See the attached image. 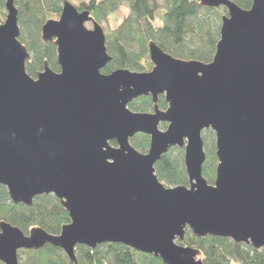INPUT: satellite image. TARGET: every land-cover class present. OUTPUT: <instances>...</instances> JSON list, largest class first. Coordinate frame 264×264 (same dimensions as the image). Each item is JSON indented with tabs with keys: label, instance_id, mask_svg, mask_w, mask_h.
<instances>
[{
	"label": "water",
	"instance_id": "water-1",
	"mask_svg": "<svg viewBox=\"0 0 264 264\" xmlns=\"http://www.w3.org/2000/svg\"><path fill=\"white\" fill-rule=\"evenodd\" d=\"M225 7L213 60L176 58L149 42L150 71L102 70L113 57L104 27L90 10L64 0L42 38L56 45L60 71L45 62L33 77L20 40L19 9L6 0L0 24V185L15 204L54 194L71 221L58 235L41 227L26 234L0 222V261L20 264V250L47 244L77 263V246L122 243L166 264H204L200 250L179 243L228 237L264 247V0L249 9ZM92 22L88 29L86 23ZM164 95L167 109L159 107ZM151 96V112L129 104ZM168 124L162 129L161 124ZM215 134L214 183L203 175V133ZM150 137L148 152L131 139ZM111 141L117 143L116 146ZM172 147L184 149L189 185L167 187L155 165Z\"/></svg>",
	"mask_w": 264,
	"mask_h": 264
},
{
	"label": "trees",
	"instance_id": "trees-1",
	"mask_svg": "<svg viewBox=\"0 0 264 264\" xmlns=\"http://www.w3.org/2000/svg\"><path fill=\"white\" fill-rule=\"evenodd\" d=\"M244 9L252 6L253 0H232ZM19 9L20 40L26 45L31 57L27 60V72L33 77L44 70L45 62L55 71L59 70L56 45L44 41L42 29L54 14L61 15L64 0H15ZM89 0L78 9L90 10L101 24L113 14L128 7V15L119 20L115 28L106 31L107 49L112 61L102 70L110 74L117 69L144 72L152 68L149 42L156 43L170 55L184 60H199L208 63L213 60L220 37L221 15L219 9L201 5L200 0ZM6 0H0V17L6 15ZM216 17L219 23H216ZM159 20V25L155 22ZM2 20L0 19V24ZM159 107L167 108L164 96L159 98ZM135 112L153 110L151 96H142L129 104ZM166 127V124H162ZM163 129V128H162ZM214 133H203L206 162L203 175L214 183L218 165ZM132 145L147 152L150 137L137 134L131 139ZM111 144L116 146L115 141ZM159 179L168 186L189 185L184 163V149L172 147L155 165ZM6 221L19 227L25 233L34 227H41L50 234L58 235L62 226L71 221L68 211L54 194L38 195L33 205L15 204L8 189L0 185V222ZM179 243L200 250L204 264H264V247L256 249L251 244L236 243L228 237H197L187 230ZM77 263L70 261L59 247L47 244L39 250H20V264H166L160 257L146 254L122 243H105L95 249L86 245L77 246ZM22 255L26 257L23 258ZM0 264H3L0 261Z\"/></svg>",
	"mask_w": 264,
	"mask_h": 264
},
{
	"label": "rangeland",
	"instance_id": "rangeland-1",
	"mask_svg": "<svg viewBox=\"0 0 264 264\" xmlns=\"http://www.w3.org/2000/svg\"><path fill=\"white\" fill-rule=\"evenodd\" d=\"M70 3H72L73 5H75L76 7H80L81 6V4L82 3H89V0H68ZM159 3H160V5H161V7H162V9L160 10V12H158L157 13V17L159 16V13H161L162 12V10H164V2H163V0H159ZM220 10V12H222V17L224 16V15H227V12H225L224 10H221V9H219ZM6 13H7V11H6ZM127 16L128 15V7H127V5H124V7L121 9V11H119V12H117V13H115V14H113L112 16H110L109 17V19H108V21L106 20L104 23H101V25L104 27V29H105V32L106 31H108V29L110 30V29H113V28H115V25H117V24H119V20H120V18L121 17H123V16ZM221 17V18H222ZM60 18V16L59 15H57V14H54L53 16H52V18L51 19H59ZM0 19L2 20L1 22L3 23L4 21H5V19H6V15L5 16H1L0 17ZM159 20H160V18L155 22V24H156V26H158L159 25ZM221 22H222V19H221ZM216 23H219V20H218V18L216 17ZM86 27L88 28V29H92L93 28V24H92V22H88V23H86ZM150 71V70H149ZM152 110H149V111H147V112H151ZM163 124V123H162ZM161 124V128H163V129H166L167 128V126H168V124H166L165 126L166 127H164L163 125ZM213 138H214V142L216 141V139H215V134H214V136H213ZM142 152V151H141ZM147 152H148V149H147ZM144 153V152H143ZM146 153V152H145ZM166 185V184H165ZM167 187H172V186H168V185H166ZM22 257L23 258H25L26 256L25 255H22Z\"/></svg>",
	"mask_w": 264,
	"mask_h": 264
},
{
	"label": "flooded vegetation",
	"instance_id": "flooded-vegetation-1",
	"mask_svg": "<svg viewBox=\"0 0 264 264\" xmlns=\"http://www.w3.org/2000/svg\"><path fill=\"white\" fill-rule=\"evenodd\" d=\"M83 11V10H82ZM226 12H227V10H226ZM92 13V12H91ZM227 14H228V12H227ZM93 24V23H92ZM58 65H59V63H58ZM153 67V66H152ZM152 69V68H151ZM150 69V70H151ZM54 70V69H53ZM58 71H60V66H59V70ZM58 71H56V72H58ZM149 71V70H148ZM160 96H164V95H160ZM160 98V97H159ZM165 98V97H164ZM167 109V108H166ZM29 232V231H28ZM26 234H28V233H26Z\"/></svg>",
	"mask_w": 264,
	"mask_h": 264
}]
</instances>
